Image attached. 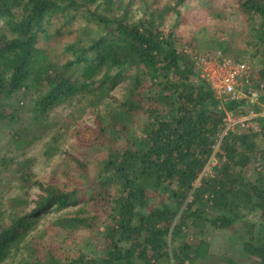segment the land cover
<instances>
[{
  "label": "trees",
  "instance_id": "1",
  "mask_svg": "<svg viewBox=\"0 0 264 264\" xmlns=\"http://www.w3.org/2000/svg\"><path fill=\"white\" fill-rule=\"evenodd\" d=\"M187 2L0 0L6 31L0 35V122L20 124L26 107L18 100L29 97L35 125L45 128L62 103L85 94L114 99L110 92L124 82L112 119L122 129L135 115L144 121L141 134L108 148L97 170L76 160L83 182L70 189L31 182L20 171L27 189L39 192L32 203L11 201L23 207L0 222V264L22 244L32 254L27 264H219L196 229L236 225L244 264H264V0H238L242 14L261 20L250 35L260 58L258 69L250 63L253 86L263 90L259 103L217 99L194 62L201 53L166 32V19H178ZM65 35L73 38L62 48L40 47ZM218 51L232 57L227 47ZM252 111L258 116L237 123L219 142L228 112L242 117ZM16 130L13 140L24 141ZM213 158L217 163L206 173ZM82 202L52 226L72 231L102 224L96 254L82 249L62 261L41 241H29L40 218Z\"/></svg>",
  "mask_w": 264,
  "mask_h": 264
},
{
  "label": "rangeland",
  "instance_id": "2",
  "mask_svg": "<svg viewBox=\"0 0 264 264\" xmlns=\"http://www.w3.org/2000/svg\"><path fill=\"white\" fill-rule=\"evenodd\" d=\"M238 7V0H188L181 8L178 19L175 16L166 19L165 29L167 33L174 32L182 43H191L195 52L202 55L218 50L226 52L227 47L226 53L230 56L247 61L258 69L260 58L258 54L254 55L255 50L250 43L255 40L250 35L253 29L256 31L261 20L254 15L242 14ZM75 27L76 25L71 29ZM4 32L6 33L4 21L0 20V35ZM72 38V35L53 37L48 42L43 41L40 47L50 45L62 48ZM53 59L56 60L55 57ZM126 85L127 82H124L110 92L114 99L97 100L96 94L73 97L51 111L45 128L34 123L31 111L33 102H30L32 99L21 97L18 100L20 106L26 107L20 124L10 128L6 121L0 122V222H5L9 215L23 207H13V199H26L32 203L39 192L35 186L27 189L20 171H24L31 182L61 186L68 184L67 189H70V183L83 182L78 176L80 171L77 170L76 160L86 165L89 172L97 170L108 148L124 145L131 134H141L144 125L141 115L132 117L129 128L126 129L121 128L120 120L116 124V120L112 119L115 118L113 108L117 109ZM30 95L35 96L34 93ZM16 129L24 134V141L13 140ZM25 142L31 144L25 146ZM261 145L264 148V140ZM216 163L213 158L206 173H211ZM252 169L253 167H248L249 172ZM198 184L199 182L196 183ZM89 204L93 206L92 203ZM83 206L82 202L68 210L46 214L39 219L36 231L29 241H41L62 261L68 256L74 257L82 249L86 253L96 254L103 244L102 224L91 230L72 231H62L52 226L59 215L73 214ZM30 207L31 205L29 209ZM196 233L198 238L210 244V251L217 256L219 264H244L241 240L243 233L240 226L236 225L229 230L206 227L202 232L196 229ZM194 237L192 238L195 239ZM18 248L2 264H27L28 260L32 261V254L26 249V245L22 244Z\"/></svg>",
  "mask_w": 264,
  "mask_h": 264
},
{
  "label": "built area",
  "instance_id": "3",
  "mask_svg": "<svg viewBox=\"0 0 264 264\" xmlns=\"http://www.w3.org/2000/svg\"><path fill=\"white\" fill-rule=\"evenodd\" d=\"M194 62L201 71V78L209 83L215 97L220 101L247 100L250 103H259L263 90L253 86V67L249 62L235 60L221 51L198 55L194 57ZM250 113L249 116L237 117L228 112L219 142L224 135L235 129L237 123L245 124L258 116L254 111Z\"/></svg>",
  "mask_w": 264,
  "mask_h": 264
}]
</instances>
